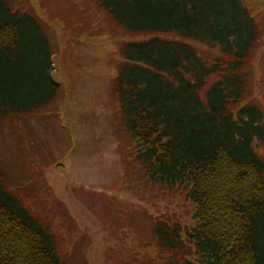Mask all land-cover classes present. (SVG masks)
I'll use <instances>...</instances> for the list:
<instances>
[{
	"label": "trees",
	"instance_id": "obj_1",
	"mask_svg": "<svg viewBox=\"0 0 264 264\" xmlns=\"http://www.w3.org/2000/svg\"><path fill=\"white\" fill-rule=\"evenodd\" d=\"M96 1L125 31L146 36L121 44L117 76L138 157L154 184L194 204L192 223L157 219L168 264H264V103L250 90L260 27L250 8L244 0ZM192 41L222 56L211 63ZM52 55L39 24L0 0V124L58 95ZM0 264H62L51 231L1 181Z\"/></svg>",
	"mask_w": 264,
	"mask_h": 264
},
{
	"label": "rangeland",
	"instance_id": "obj_2",
	"mask_svg": "<svg viewBox=\"0 0 264 264\" xmlns=\"http://www.w3.org/2000/svg\"><path fill=\"white\" fill-rule=\"evenodd\" d=\"M5 1L44 31L60 89L0 124V181L51 231L62 264H168L157 219L192 223L194 204L153 183L117 92L121 44L146 36L125 31L96 0ZM244 2L260 27L250 90L264 103V0ZM192 43L211 63L222 56Z\"/></svg>",
	"mask_w": 264,
	"mask_h": 264
}]
</instances>
